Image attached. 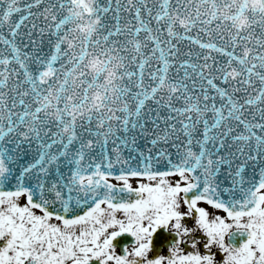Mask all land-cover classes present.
Returning <instances> with one entry per match:
<instances>
[{"label":"snow or ice","instance_id":"snow-or-ice-1","mask_svg":"<svg viewBox=\"0 0 264 264\" xmlns=\"http://www.w3.org/2000/svg\"><path fill=\"white\" fill-rule=\"evenodd\" d=\"M0 264H264V0H0Z\"/></svg>","mask_w":264,"mask_h":264}]
</instances>
